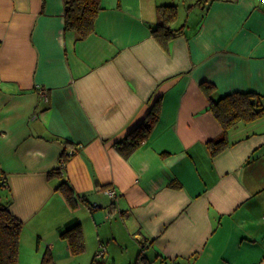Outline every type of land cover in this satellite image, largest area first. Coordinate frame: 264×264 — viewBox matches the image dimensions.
Here are the masks:
<instances>
[{
	"label": "crops",
	"instance_id": "crops-1",
	"mask_svg": "<svg viewBox=\"0 0 264 264\" xmlns=\"http://www.w3.org/2000/svg\"><path fill=\"white\" fill-rule=\"evenodd\" d=\"M159 4L183 26L167 44L151 32ZM101 5L79 39L64 0H0V200L22 221L18 264H264V117L228 129L212 156L222 126L200 87L264 105V0ZM156 100L157 122L125 154L116 142ZM75 223L76 255L60 235Z\"/></svg>",
	"mask_w": 264,
	"mask_h": 264
},
{
	"label": "trees",
	"instance_id": "trees-1",
	"mask_svg": "<svg viewBox=\"0 0 264 264\" xmlns=\"http://www.w3.org/2000/svg\"><path fill=\"white\" fill-rule=\"evenodd\" d=\"M202 1V0H198ZM101 0H64L65 29L72 30L79 39L93 33L96 18L101 10ZM177 5L159 4L156 7L157 20L152 27V34L162 43L167 44L172 38L183 32V26L173 28L172 24L177 17ZM200 87L208 97L210 110L222 126V133L209 141L206 145L210 155L214 156L224 150L228 145V129L241 122H250L264 116V105L261 95L254 92L235 91L214 99L216 90L214 83L210 81L200 82ZM159 100H156L144 119L130 130L125 138L117 141L122 146L125 154L142 144L148 137L159 118ZM68 153H63L66 161ZM5 186V177L0 175V189ZM71 207L76 206V200L71 188L66 182L58 187ZM22 229V221L9 210L8 202L0 200V264H18L19 237ZM61 237L67 239L69 250L76 255L84 251L85 242L80 223H75L61 232ZM51 262L49 253L42 259V264ZM92 264H101L94 259Z\"/></svg>",
	"mask_w": 264,
	"mask_h": 264
},
{
	"label": "built area",
	"instance_id": "built-area-1",
	"mask_svg": "<svg viewBox=\"0 0 264 264\" xmlns=\"http://www.w3.org/2000/svg\"><path fill=\"white\" fill-rule=\"evenodd\" d=\"M44 94H45V91H44ZM75 152V150H71L70 151V153H68L69 155H72L73 153ZM64 164H65V161H64V159L61 157V159H60V169H62L63 167H64ZM106 192H107V194L111 197V198H114L115 197V191H114V189L113 188H107L106 189ZM102 254H103V251H98L97 253H96V257H100V256H102Z\"/></svg>",
	"mask_w": 264,
	"mask_h": 264
},
{
	"label": "rangeland",
	"instance_id": "rangeland-1",
	"mask_svg": "<svg viewBox=\"0 0 264 264\" xmlns=\"http://www.w3.org/2000/svg\"><path fill=\"white\" fill-rule=\"evenodd\" d=\"M263 117H264V116H263ZM261 118H262V117H260V118H258V119H261ZM123 257L125 258V257H127V256H122L120 260L124 259ZM124 260H125V259H124ZM108 264H112L111 261H110ZM114 264H119V262L114 263Z\"/></svg>",
	"mask_w": 264,
	"mask_h": 264
}]
</instances>
